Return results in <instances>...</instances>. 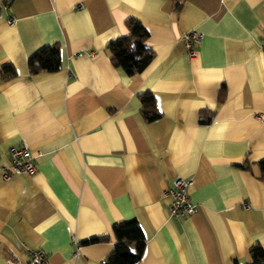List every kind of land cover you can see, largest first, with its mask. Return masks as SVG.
<instances>
[{"label":"crops","instance_id":"crops-1","mask_svg":"<svg viewBox=\"0 0 264 264\" xmlns=\"http://www.w3.org/2000/svg\"><path fill=\"white\" fill-rule=\"evenodd\" d=\"M128 17L152 51L132 75L104 49ZM263 35L264 0H0V66L13 70L0 78V163L20 145L35 163L0 174V264H28L37 248L45 264H100L111 224L128 218L145 238L137 264H241L264 247ZM53 42L60 68L29 73L26 59ZM145 91L159 113L149 121ZM174 176L189 215L167 213Z\"/></svg>","mask_w":264,"mask_h":264},{"label":"trees","instance_id":"trees-1","mask_svg":"<svg viewBox=\"0 0 264 264\" xmlns=\"http://www.w3.org/2000/svg\"><path fill=\"white\" fill-rule=\"evenodd\" d=\"M178 6V0H173V7ZM125 34L110 39L104 45L111 66L120 68L125 74L140 72L152 57V51L144 44L146 30L135 18L128 17L123 21ZM29 73L37 71L54 72L60 68L59 48L57 43L42 45L26 59ZM13 73L8 64L0 66V78L5 79ZM139 113L145 121L159 115L154 107L152 95L149 92L137 94ZM210 117L206 118L209 120ZM259 177L264 182V159L258 162ZM113 243L105 253L100 264H137L144 246V235L135 218L122 219L110 226ZM106 235L87 238L82 241L97 242L106 239ZM231 264H240L233 258ZM241 264H264V247L252 243L247 249L246 260Z\"/></svg>","mask_w":264,"mask_h":264},{"label":"built area","instance_id":"built-area-1","mask_svg":"<svg viewBox=\"0 0 264 264\" xmlns=\"http://www.w3.org/2000/svg\"><path fill=\"white\" fill-rule=\"evenodd\" d=\"M11 21V18H8ZM183 48L188 57L195 55L196 46L200 41V34L190 28L181 34ZM264 46V35L260 40ZM254 116L258 120H264V111L256 112ZM8 163H0V174L2 177H7L10 173L30 174L35 170L33 156L24 145L9 146L7 148ZM187 181L179 176H174L171 179L169 187L162 191V195L168 198L167 213L169 216L181 217L189 215L194 211V205L189 202L186 192ZM6 264H24L15 262L11 259L5 260ZM28 264H45V254L41 249H32L29 251Z\"/></svg>","mask_w":264,"mask_h":264}]
</instances>
